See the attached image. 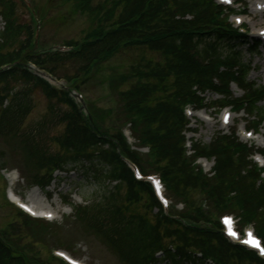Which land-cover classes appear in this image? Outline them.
<instances>
[{
  "label": "trees",
  "instance_id": "16d2710c",
  "mask_svg": "<svg viewBox=\"0 0 264 264\" xmlns=\"http://www.w3.org/2000/svg\"><path fill=\"white\" fill-rule=\"evenodd\" d=\"M100 10L102 26L82 40L66 42L67 52L35 54L34 28L19 21L15 0H0L5 22L0 33V136L23 138L40 173L34 186L43 191L57 182V173L77 169L111 188L85 205L74 204L70 195L62 200L73 218L104 240L124 264H264L255 252L232 244L220 220L207 212L237 213L241 226H253L264 241V169L254 162L264 150L243 143L236 130L221 132L208 144L193 141L190 150L186 146L193 131L187 107H230L247 115L248 129L258 133L264 125V86L250 80L253 63L238 48L247 36L234 28L215 0H112ZM260 47L255 43L250 55ZM123 49L163 57L162 62L148 61L138 82L120 97L133 136L149 148L160 170L172 202L168 213L152 185L135 177L129 164L144 174L145 168L123 133L105 132L69 90L52 87L30 68L58 78L56 67L75 63L76 75L66 77L71 83L87 79L96 65ZM36 91L49 101L48 114L25 131ZM207 94L219 99L209 102ZM198 159L214 163L210 175L196 166ZM198 195L203 206L196 203ZM178 204L183 210H176ZM0 264L40 263L0 237Z\"/></svg>",
  "mask_w": 264,
  "mask_h": 264
},
{
  "label": "rangeland",
  "instance_id": "374dc122",
  "mask_svg": "<svg viewBox=\"0 0 264 264\" xmlns=\"http://www.w3.org/2000/svg\"><path fill=\"white\" fill-rule=\"evenodd\" d=\"M15 1L18 5L19 21L23 24L28 23L34 28L35 43L32 45V52L35 54L53 50L65 51L63 46L66 42L82 40L102 26L103 22L101 23L100 20L103 14L98 13L101 7H110L112 2V0ZM245 2L246 5L236 3L227 5L229 10L223 13L235 27L246 28L248 41L240 44L238 48L244 50L246 59L253 63L250 80L264 86V38L260 35V30L264 29V13L254 12L257 9L256 5L264 0ZM4 27L5 22L0 19V33L3 32ZM259 41L263 42L258 54L251 56L248 49ZM151 59L163 61V57L150 54L146 50L123 49L107 61L96 65L87 79L85 76L81 80L73 79L70 84L62 81L52 84L57 89H60L61 84L69 90L76 88L82 98L76 101L84 107L83 109L88 108L95 124L109 134L121 131L126 136L129 134L130 137V123L123 112L120 93L138 82V72L140 74V70L144 69ZM76 68L75 63H69L56 67L55 70L58 78L66 79L76 75ZM232 90L237 97L243 94L235 85ZM206 98L210 102L218 100L219 96L207 94ZM33 103V112L23 127L25 131L48 114L49 101L41 92L33 93ZM225 113L230 114V119L226 123L223 122ZM187 114L191 121L190 128L194 131L188 134V141L208 144L219 133H229L230 130L237 129L241 141L248 142L258 149H264V125L258 132L259 135L247 133L245 128L247 122L251 120L245 113L238 114L230 110L196 112L188 109ZM53 133L58 135L60 130H54ZM129 142L133 150L139 154L146 174L159 178L157 173L160 170L149 148L144 146L141 148L133 138H130ZM50 148L53 151L57 149L52 143ZM256 161L261 165L264 163L260 157H257ZM197 164L204 173L210 174L212 162L200 160ZM36 173L35 163L25 149L23 138L0 136V237L5 239L17 253H23L28 260L40 264H67L58 256V252L66 253L84 264H124L104 240L85 224L73 218L72 209L62 200L63 197L70 195V200L74 204L85 205L93 199L102 198L111 188L97 180H91L81 169H77L69 174H57V182L43 191L34 186L33 178ZM11 191L20 196L24 202L29 201L37 208L51 206L54 219H37L22 211L9 200ZM203 199L202 196H196L197 205L203 206ZM182 208V205L176 207L179 210ZM230 211L207 212L213 220L225 215L239 219L237 213ZM245 264H254V262Z\"/></svg>",
  "mask_w": 264,
  "mask_h": 264
},
{
  "label": "bare ground",
  "instance_id": "6f19581e",
  "mask_svg": "<svg viewBox=\"0 0 264 264\" xmlns=\"http://www.w3.org/2000/svg\"><path fill=\"white\" fill-rule=\"evenodd\" d=\"M256 11L254 12H262L264 13V2H260L256 5ZM258 10H262V11H258ZM264 17V14H263ZM263 29H261L260 31H262ZM9 199L15 203L16 205L24 208L27 212H29L31 215L38 217V218H46L48 220H53L54 216H53V210L51 208V206H43L41 208H37L35 206H33L29 201H25L18 196L17 194L14 193V191H11L9 193Z\"/></svg>",
  "mask_w": 264,
  "mask_h": 264
},
{
  "label": "snow or ice",
  "instance_id": "6c2138e0",
  "mask_svg": "<svg viewBox=\"0 0 264 264\" xmlns=\"http://www.w3.org/2000/svg\"><path fill=\"white\" fill-rule=\"evenodd\" d=\"M230 234L233 235V236H236L237 235L234 231L233 232H230ZM249 236L252 237V234L249 233ZM245 243L252 244L253 246L259 248L261 251H264V247H262L261 244H260V242L257 239H255V238H252L250 240H246ZM72 264H76V262L73 261Z\"/></svg>",
  "mask_w": 264,
  "mask_h": 264
}]
</instances>
